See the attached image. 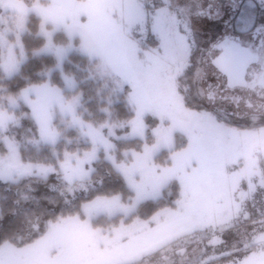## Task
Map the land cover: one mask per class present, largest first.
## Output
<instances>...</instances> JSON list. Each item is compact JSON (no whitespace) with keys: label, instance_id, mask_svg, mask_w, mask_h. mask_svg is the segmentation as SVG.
Instances as JSON below:
<instances>
[{"label":"rangeland","instance_id":"rangeland-1","mask_svg":"<svg viewBox=\"0 0 264 264\" xmlns=\"http://www.w3.org/2000/svg\"><path fill=\"white\" fill-rule=\"evenodd\" d=\"M45 1L48 4L28 8L31 5L21 0H0L1 14L7 13L6 22L15 26L3 60L6 74L12 76L25 59L21 36L31 20L28 14L38 15L37 32L46 42L34 53H52L58 62L73 50L99 58L101 67L116 76L119 92L128 85L127 100L134 115L127 121L93 127L75 115L81 94L72 93L76 84L72 76L62 74L70 96L67 99L60 92L64 96L60 98L58 93L48 107L47 122L57 139L67 128L77 127L79 136L92 147L84 155L67 154L61 164L65 180L85 178L89 173L85 163L94 160L100 150L113 161L112 143L102 128H109L110 136L116 137L118 129L127 125L130 130L123 136L144 138L148 114L157 123L151 130L154 142L143 145L140 152L124 151V163H114L134 190L131 203L114 197L84 204V218L48 221L33 243L0 245V264H264V88L232 90L211 63L219 55L216 46L230 37L246 49H253L258 37L264 40V0H251L257 2L258 10L252 15L253 30L244 34L233 30L243 0H101L117 36L114 41L127 55L129 66L119 65L126 75L112 70L102 58V49L106 54L115 52L111 43L81 41L77 46L73 42L79 29L47 26L50 20L40 14L48 15L57 0ZM57 31L66 35L65 45L53 40ZM259 52L264 61V44ZM39 106L35 116L48 135L42 129ZM11 120V113L0 108V131ZM3 144L1 180L52 171L48 165L24 162L6 136ZM163 151L168 153L162 157L164 163L155 162ZM174 179L180 183L174 207L162 208L148 219L132 217L115 229L91 226L94 216L119 212L126 217L138 202L160 198Z\"/></svg>","mask_w":264,"mask_h":264},{"label":"trees","instance_id":"trees-1","mask_svg":"<svg viewBox=\"0 0 264 264\" xmlns=\"http://www.w3.org/2000/svg\"><path fill=\"white\" fill-rule=\"evenodd\" d=\"M21 1L28 5L48 4L45 0ZM255 1L241 2L233 28L237 34H244L254 26L252 15L258 10ZM5 16L7 13H2L3 20H0V108L11 113L12 120L3 131H0V156L6 153L3 144V137L6 136L16 145L24 162L52 167V171L46 175L32 173L15 176L9 181L0 179V245L10 243L15 247H23L33 243L43 234L48 221L68 216L84 218V204H91L99 198L114 197L125 204L131 203L134 190L114 163H124V151L140 152L143 145H152L154 141L151 130L157 123L150 115H146L147 128L144 138L123 136L130 130L127 125L122 130L118 129L116 137L110 136L109 128H102L103 134L112 143V149L109 151L113 155V161L111 162L100 150L94 160L85 163L84 167L89 171L85 178L73 182L66 181L61 164L66 161L67 154L84 155L86 151L92 149L91 143L83 141L77 127L67 128L54 143L42 140L31 108L20 96L21 91L29 85L47 82L57 86L68 99L70 95L62 84V74H68L76 83L72 93L81 94V105L75 109V115L86 122L89 121L93 127H98L99 124L106 122L127 121L134 116L131 104L127 100L128 85H123L119 92L118 89L121 87L114 82L116 76L107 70L106 66L101 67V60L90 59L79 50H73L60 62L52 53L36 55L35 50L41 48L46 41L37 32L41 18L31 13L28 14V18L31 19L28 28L21 36L25 59L9 77L3 60L8 53L10 42L13 41L15 26L11 22H6ZM52 38L62 45L67 42V37L62 31L54 32ZM73 43L78 46L79 37L75 36ZM53 119L57 128L60 124L55 116ZM167 154L165 151L159 153L154 161L164 163L162 157ZM262 176L264 178V167ZM179 191L180 183L175 179L171 180L160 198L138 202L134 211L126 217L119 212L113 216L107 214L94 216L90 220L91 226L115 229L132 221V217L148 219L162 208L174 207V201L180 197ZM225 259L223 257L219 260ZM214 262L216 261L210 263Z\"/></svg>","mask_w":264,"mask_h":264},{"label":"crops","instance_id":"crops-1","mask_svg":"<svg viewBox=\"0 0 264 264\" xmlns=\"http://www.w3.org/2000/svg\"><path fill=\"white\" fill-rule=\"evenodd\" d=\"M65 0H57V6L54 8V10H50L49 14L46 15L44 12H42V19H49L50 24L54 26H64L67 27L70 25V27H76V29L80 30L79 37L80 42L81 41H91L92 43L98 42L99 45L103 44H112L113 52L114 53H108L106 54L105 51L100 53L102 55V58L109 64L115 72L121 71L123 74H125V69L123 72V69L120 67L123 64V67L126 65L129 66V61L127 60L126 52L124 51L123 46L119 47L117 43H115L114 40L117 39V36L114 35V31L112 26L109 24V21L107 20V17L105 16L103 9H102V1L101 0H67L69 3L64 2ZM21 4V3H19ZM22 5V4H21ZM27 7V6H25ZM35 7L31 5L28 8ZM36 13V11H34ZM52 18V19H51ZM82 32V33H81ZM83 37V38H81ZM101 43V44H100ZM97 44V45H98ZM115 58V61L113 60V57ZM113 62H116V66L114 67ZM120 65V66H119ZM130 71V69H127ZM5 71L7 72L6 68ZM14 73V72H12ZM11 73V74H12ZM126 75V74H125ZM127 79V78H126ZM61 90L53 85L49 84L47 82L35 84V85H29L28 87L24 88L21 91L20 96L25 101V103L28 105L29 108H31V112L33 114L34 119L37 122L38 125V131H40L41 139H43L45 142H54L57 140L56 133L50 128V123L47 122L50 115L47 110L50 108V105L52 104L55 97H58V93H60ZM62 93V92H61ZM60 93V98H63ZM33 97V100L30 99ZM58 99V98H57ZM40 105L38 108L42 110V129L45 132H48V135H45L43 131L40 129V125L38 122V119H36L35 114L37 112V106ZM49 107V108H48ZM45 110V111H44ZM45 114V115H44ZM50 120V119H49ZM49 126V129H47ZM151 153V152H150ZM154 153V150L152 151Z\"/></svg>","mask_w":264,"mask_h":264},{"label":"water","instance_id":"water-1","mask_svg":"<svg viewBox=\"0 0 264 264\" xmlns=\"http://www.w3.org/2000/svg\"><path fill=\"white\" fill-rule=\"evenodd\" d=\"M257 57L248 48L233 43L225 46L213 62L226 77V86L234 88L245 85L244 74L247 66L255 61Z\"/></svg>","mask_w":264,"mask_h":264},{"label":"flooded vegetation","instance_id":"flooded-vegetation-1","mask_svg":"<svg viewBox=\"0 0 264 264\" xmlns=\"http://www.w3.org/2000/svg\"><path fill=\"white\" fill-rule=\"evenodd\" d=\"M257 36V34L253 33L252 34V37L253 39H255ZM236 37H230L228 42H225V43H219L216 48L218 49L219 51V55L220 53L222 52L223 48L225 46H228V45H231V44H235L236 42ZM257 45L251 49V48H248L250 50V52H252L255 56H258L256 58L255 61L249 63V65L247 66V69L245 71V85L244 86H237V87H234V88H231L232 90H235L239 87H242L244 89H249V90H256L257 88H264V61L261 57V54L259 52L260 48L263 46L264 44V40L261 38V37H258L257 39ZM218 55V56H219ZM217 56V57H218ZM214 59L212 60L211 63H213L214 65ZM215 69L217 70L218 74L222 77H224L226 79V77L219 71V69L216 67L215 65Z\"/></svg>","mask_w":264,"mask_h":264},{"label":"snow or ice","instance_id":"snow-or-ice-1","mask_svg":"<svg viewBox=\"0 0 264 264\" xmlns=\"http://www.w3.org/2000/svg\"><path fill=\"white\" fill-rule=\"evenodd\" d=\"M189 20H191V13L189 14Z\"/></svg>","mask_w":264,"mask_h":264},{"label":"clouds","instance_id":"clouds-1","mask_svg":"<svg viewBox=\"0 0 264 264\" xmlns=\"http://www.w3.org/2000/svg\"><path fill=\"white\" fill-rule=\"evenodd\" d=\"M190 6H191V5H190ZM244 214H245V215H247V213H246V212H245Z\"/></svg>","mask_w":264,"mask_h":264}]
</instances>
